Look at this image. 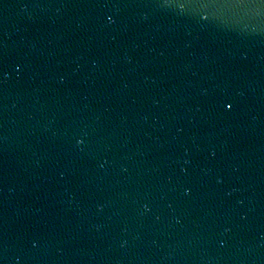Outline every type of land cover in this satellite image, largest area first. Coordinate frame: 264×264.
Segmentation results:
<instances>
[{"label":"water","instance_id":"water-1","mask_svg":"<svg viewBox=\"0 0 264 264\" xmlns=\"http://www.w3.org/2000/svg\"><path fill=\"white\" fill-rule=\"evenodd\" d=\"M188 2L0 0V264H264V0Z\"/></svg>","mask_w":264,"mask_h":264},{"label":"snow or ice","instance_id":"snow-or-ice-1","mask_svg":"<svg viewBox=\"0 0 264 264\" xmlns=\"http://www.w3.org/2000/svg\"><path fill=\"white\" fill-rule=\"evenodd\" d=\"M178 6L181 8L187 6V7L193 8L194 10L198 9L202 12L203 10L208 9V8L224 7V6H229V5L218 4L214 2V0H190V2H188L187 4H180ZM197 14H200V13L198 12ZM207 18H208L207 15H200L201 20H205ZM225 107L230 109L231 105L226 103Z\"/></svg>","mask_w":264,"mask_h":264}]
</instances>
